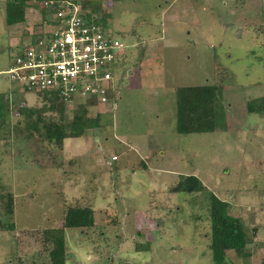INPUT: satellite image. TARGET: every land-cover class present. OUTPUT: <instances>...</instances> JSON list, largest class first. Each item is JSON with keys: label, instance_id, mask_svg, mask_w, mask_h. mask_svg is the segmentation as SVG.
Masks as SVG:
<instances>
[{"label": "rangeland", "instance_id": "1", "mask_svg": "<svg viewBox=\"0 0 264 264\" xmlns=\"http://www.w3.org/2000/svg\"><path fill=\"white\" fill-rule=\"evenodd\" d=\"M72 1L124 45L118 99L90 107L100 127L57 148L46 125L66 126L83 101L60 115L47 109L54 94L10 80L12 49L39 19L38 2L7 26L0 0V264L48 262L45 232L69 207L91 208L95 224L65 229V264H212L210 195L250 235L257 229L247 248L249 263L261 264L264 112L246 104L264 98V0ZM187 86L217 89L215 132L177 133L176 90ZM191 175L204 192H169Z\"/></svg>", "mask_w": 264, "mask_h": 264}, {"label": "built area", "instance_id": "2", "mask_svg": "<svg viewBox=\"0 0 264 264\" xmlns=\"http://www.w3.org/2000/svg\"><path fill=\"white\" fill-rule=\"evenodd\" d=\"M42 7L12 49L10 80L24 92L54 94L66 104L82 100L88 109L118 99L121 40L80 3L51 0Z\"/></svg>", "mask_w": 264, "mask_h": 264}, {"label": "trees", "instance_id": "3", "mask_svg": "<svg viewBox=\"0 0 264 264\" xmlns=\"http://www.w3.org/2000/svg\"><path fill=\"white\" fill-rule=\"evenodd\" d=\"M30 1L38 2L37 9L42 14L43 3L51 0H6L5 22L7 26L17 25L24 21L27 2ZM216 91L217 89L214 86L177 88L175 104L176 131L178 134L215 132ZM38 95L47 96L48 94L38 93ZM53 96L47 109L49 111H58L60 115H63L66 102L56 95ZM42 110L37 113L38 116L43 114ZM246 110L249 114L264 112V98L249 101L246 104ZM88 111L87 107L81 105L80 108L75 110L72 120L66 126L62 122L61 124L50 123V125H46L47 138L54 142L57 148L61 149L66 139L82 138L89 128L93 126L100 127L99 115L89 117ZM2 114L0 113V116L3 119ZM204 191L205 188L202 182L192 175L181 177L177 184L169 189L171 194L193 195ZM209 201L210 244L208 248L212 264H231L227 257L228 253H232L241 264H250L251 255L247 245L252 242L253 235L256 234L257 229L254 228L250 235L241 219L229 215L230 205L228 203L219 200L215 195H210ZM94 224V211L91 208H67L63 216L62 226L59 229L45 232V235L51 238L53 248L49 252L48 262L39 264H65V229H89L94 227ZM3 228L4 230L13 229V225H3ZM147 246L138 245L136 246V251H147ZM261 264H264V258L261 260Z\"/></svg>", "mask_w": 264, "mask_h": 264}, {"label": "crops", "instance_id": "4", "mask_svg": "<svg viewBox=\"0 0 264 264\" xmlns=\"http://www.w3.org/2000/svg\"><path fill=\"white\" fill-rule=\"evenodd\" d=\"M39 12V11H38Z\"/></svg>", "mask_w": 264, "mask_h": 264}]
</instances>
